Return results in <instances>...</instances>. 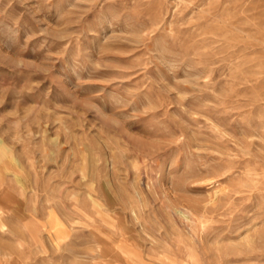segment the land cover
<instances>
[{
  "label": "rangeland",
  "instance_id": "1",
  "mask_svg": "<svg viewBox=\"0 0 264 264\" xmlns=\"http://www.w3.org/2000/svg\"><path fill=\"white\" fill-rule=\"evenodd\" d=\"M0 264H264V0H0Z\"/></svg>",
  "mask_w": 264,
  "mask_h": 264
}]
</instances>
